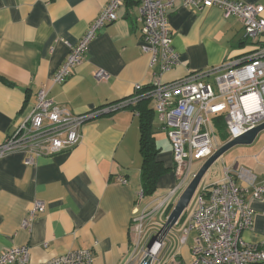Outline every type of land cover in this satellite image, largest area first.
I'll return each instance as SVG.
<instances>
[{
  "label": "crops",
  "instance_id": "crops-1",
  "mask_svg": "<svg viewBox=\"0 0 264 264\" xmlns=\"http://www.w3.org/2000/svg\"><path fill=\"white\" fill-rule=\"evenodd\" d=\"M242 1L264 6V0ZM108 2L0 0V144L31 110L43 85L58 105L83 114L129 98L137 84L144 89L156 77L163 82L177 80L242 58L249 49L237 16L224 18L218 7L197 9L178 1L168 24L179 64L162 72L160 61L151 64V55L141 47L138 1L126 0L118 19L99 30L85 59L64 83L54 84L51 78L70 51L67 42L77 43ZM99 69L108 72L107 80L96 78ZM137 104L90 119L82 126L78 145L40 157L34 165L25 164L19 152L0 159V252L27 244L28 264H43L77 249H90L93 264L129 262L134 253V211L137 206L150 208L145 196L139 200L143 191ZM149 106L153 109V102ZM160 126L155 113L159 159L172 169L159 179L157 192L175 182L171 142ZM228 151L221 156L226 155L215 182L223 178L225 166L244 167L256 182L264 180V130L252 144ZM246 197L250 199V193ZM36 200L45 202V210L30 228H23ZM252 205L254 229L243 237L255 243L264 239V198ZM178 251L180 260H189L185 245ZM165 263L161 259L160 264Z\"/></svg>",
  "mask_w": 264,
  "mask_h": 264
},
{
  "label": "built area",
  "instance_id": "built-area-1",
  "mask_svg": "<svg viewBox=\"0 0 264 264\" xmlns=\"http://www.w3.org/2000/svg\"><path fill=\"white\" fill-rule=\"evenodd\" d=\"M126 0H109L86 32L70 47L65 61L52 76L54 84H62L73 69L86 57L90 44L100 29L118 19L120 7ZM141 27V47L151 55V64L160 61L162 72L179 64V55L172 45L168 16L179 1L184 7L205 9L218 7L224 18L237 16L249 40L245 56L226 60L220 66L200 70L169 82L154 78L150 89L135 86L132 96L117 103L74 114L58 105L45 85L37 92L31 110L13 126L0 144V159L12 153H22L24 162L34 165L38 158L72 149L81 142L82 126L98 115L132 105L141 99H151L161 129L170 139L176 184L151 210L137 206L132 217L134 253L127 264H140L150 258V264H160L169 243L165 239L170 230L166 224L149 247L147 242L138 254L145 220L179 198L195 176V161L202 164L224 143L264 123V6L242 0H137ZM107 80L103 69L95 74ZM221 117L228 139L218 141L215 119ZM121 183L126 179L119 177ZM250 193V199L246 196ZM141 192L139 200L143 199ZM264 198V180L248 169L224 167L223 178L205 187L197 207L185 228L180 245H186L191 232L195 234L190 246L189 260H180L179 251L170 255L165 264H264V239L251 243L243 233L254 229L256 210L254 200ZM45 202L36 200L22 221L30 228L36 217L44 212ZM157 253V254H156ZM30 247L14 245L0 252V264H28ZM43 264H93L90 249L70 250Z\"/></svg>",
  "mask_w": 264,
  "mask_h": 264
},
{
  "label": "rangeland",
  "instance_id": "rangeland-1",
  "mask_svg": "<svg viewBox=\"0 0 264 264\" xmlns=\"http://www.w3.org/2000/svg\"><path fill=\"white\" fill-rule=\"evenodd\" d=\"M151 102H152V100L149 99V103H151ZM163 133L167 137V134L164 131H163ZM217 136H218V141L220 143H222L225 141V137L227 136V132L225 131V129H221V130L217 129ZM172 156H173V152H172ZM224 156H226V155H224ZM223 157L218 159L211 166V168L207 171V173L204 175V177L202 178V180H201L195 194L193 195L189 205L185 208V210L183 211V213H182L181 217L179 218V220L177 221V223H175L172 227H170V230H169V232L166 236V239H165L166 243H171V244L176 245L178 247L180 246L181 236H182L185 228L189 225L190 219H191V217H192V215H193V213L197 207L199 197H200L202 190L205 187L213 184V182H215L222 174ZM173 164H174V158H173ZM201 165H202V161H195L192 171L197 172L199 170V168L201 167ZM173 174H174V171H173ZM174 176H175V174H174ZM175 184H176V178H175V182H174V185L172 186V188L175 186ZM157 188H158V184H157ZM170 190H171V188H167V189L161 188V189H159V191L157 192V194L155 196H152V197L145 196L146 199L150 201L149 210L153 209L159 203V201H161L167 195V193ZM176 202H177V199L172 200L170 203L166 204L161 210H159L156 213L151 214L148 218H146L145 226H144V233L142 235L139 250H138V254H140L139 259L143 255L141 253V250L145 246L148 239L150 237L155 236L166 225L167 218H168L170 212L172 211ZM194 234H195V232L193 230L190 234V237H189V240L187 241V244L185 245V248H188L189 250H190V246L192 244V239H193ZM133 252H134V249H133ZM189 254H190V252H189ZM183 257L185 259H187L184 254H183Z\"/></svg>",
  "mask_w": 264,
  "mask_h": 264
},
{
  "label": "trees",
  "instance_id": "trees-1",
  "mask_svg": "<svg viewBox=\"0 0 264 264\" xmlns=\"http://www.w3.org/2000/svg\"><path fill=\"white\" fill-rule=\"evenodd\" d=\"M150 87L141 89L139 92H146ZM117 103V102H116ZM114 104V103H113ZM139 111L140 124V154L142 157L141 167V185L143 196H155L157 194V184L159 179L171 171L172 168L166 167L162 160L159 159L161 147L155 138V112L149 106V99H141L136 105ZM216 127L221 130L225 129L221 117L215 119ZM228 139V135L225 140ZM178 246L169 243L165 248L161 259L167 260L171 254L178 251Z\"/></svg>",
  "mask_w": 264,
  "mask_h": 264
},
{
  "label": "water",
  "instance_id": "water-1",
  "mask_svg": "<svg viewBox=\"0 0 264 264\" xmlns=\"http://www.w3.org/2000/svg\"><path fill=\"white\" fill-rule=\"evenodd\" d=\"M264 130V123L254 127L253 129L247 131L246 133L222 144L199 168L196 172L193 179L180 194L177 202L175 203L172 211L170 212L166 224H169L172 227L179 218L181 217L185 208L189 205L193 195L195 194L202 178L210 169V167L228 150L237 145H249L252 144L257 137V135ZM156 236L150 237L147 241L148 246L150 247L154 242ZM150 258H143L140 264H150Z\"/></svg>",
  "mask_w": 264,
  "mask_h": 264
},
{
  "label": "bare ground",
  "instance_id": "bare-ground-1",
  "mask_svg": "<svg viewBox=\"0 0 264 264\" xmlns=\"http://www.w3.org/2000/svg\"><path fill=\"white\" fill-rule=\"evenodd\" d=\"M157 254V253H156Z\"/></svg>",
  "mask_w": 264,
  "mask_h": 264
}]
</instances>
